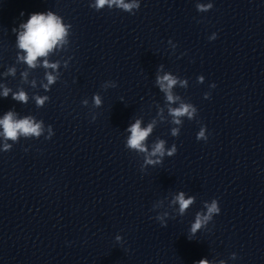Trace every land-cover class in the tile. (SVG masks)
Instances as JSON below:
<instances>
[{
    "label": "clouds",
    "instance_id": "clouds-1",
    "mask_svg": "<svg viewBox=\"0 0 264 264\" xmlns=\"http://www.w3.org/2000/svg\"><path fill=\"white\" fill-rule=\"evenodd\" d=\"M106 3H109V0H97L96 7H103ZM112 4L123 8L125 11H131L133 7L139 8L138 4L125 3L124 0H110L109 6H111ZM211 7L212 5H208V8ZM198 8H200L201 10H206L203 6L200 5H198ZM21 15H23V13H21ZM23 28L25 29V31H23L19 35V46L27 52V56L25 57V59L30 67L35 66L37 57L47 55L48 51H50L65 36L64 26L60 23L57 17L53 16L51 13H49L47 16L43 14L31 15L28 22L23 25ZM45 66H48L47 61H45ZM52 67H55V65H52ZM48 81L51 84L54 81V77L49 75ZM157 82L159 83L162 90L168 92V100H173V96L171 95V92L169 90L171 89L173 84L176 83V81L172 77L165 75L162 78L158 77ZM8 91L9 89L4 90V96L8 95ZM13 98L24 102H26L27 100L24 92H20L19 94L14 95ZM37 103L42 105L44 103V99L38 98ZM96 103H100L99 98H96ZM190 107V105H181V107L171 110L172 115L174 117H180L187 114L189 118H191L196 109L192 108L190 111ZM174 122L179 123L180 121L176 119ZM0 126L3 127L4 136L7 139L12 140H16L18 134H23L25 136H39L42 131L40 123H34L30 118L15 120L14 114L12 112H8L3 119H0ZM129 131L131 132V136L128 140V146L140 151H146L143 142L152 131V125L150 124L147 128L142 129L140 127V121L137 120L136 123L131 125ZM173 134H176L175 129L173 130ZM201 137H204L203 129L200 131L197 139H200ZM10 147V145H5V150ZM173 151H176V149L174 148ZM157 153L163 155V141H160L155 145L152 155H156ZM168 154L172 155V152H169ZM147 163H152V161L148 160ZM176 199L179 202L181 213H183L184 210L193 203V199H185L183 193H180ZM219 212L220 208L217 206V202L213 200L212 204L208 206L207 215L201 218L200 214H197L196 222L192 226V232L195 233L203 223H206L208 220H210L213 213ZM198 264H208V262L201 260L198 262Z\"/></svg>",
    "mask_w": 264,
    "mask_h": 264
}]
</instances>
